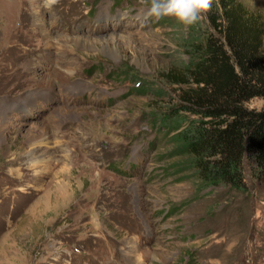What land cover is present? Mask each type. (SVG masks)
<instances>
[{"label":"rangeland","instance_id":"rangeland-1","mask_svg":"<svg viewBox=\"0 0 264 264\" xmlns=\"http://www.w3.org/2000/svg\"><path fill=\"white\" fill-rule=\"evenodd\" d=\"M2 1L0 264H264V180L204 186L152 116L178 100L187 28L150 0Z\"/></svg>","mask_w":264,"mask_h":264},{"label":"trees","instance_id":"trees-1","mask_svg":"<svg viewBox=\"0 0 264 264\" xmlns=\"http://www.w3.org/2000/svg\"><path fill=\"white\" fill-rule=\"evenodd\" d=\"M212 7L219 17L209 14L204 25L187 28L181 69L166 75L183 86L178 100L152 116L204 186L245 191V165L253 179L264 180V18L236 0ZM138 86L163 94L151 81ZM253 97L262 99L259 109L245 105Z\"/></svg>","mask_w":264,"mask_h":264},{"label":"clouds","instance_id":"clouds-1","mask_svg":"<svg viewBox=\"0 0 264 264\" xmlns=\"http://www.w3.org/2000/svg\"><path fill=\"white\" fill-rule=\"evenodd\" d=\"M212 4L213 0H150L144 18L158 20L171 16L188 28L202 19L211 10Z\"/></svg>","mask_w":264,"mask_h":264},{"label":"bare ground","instance_id":"bare-ground-1","mask_svg":"<svg viewBox=\"0 0 264 264\" xmlns=\"http://www.w3.org/2000/svg\"><path fill=\"white\" fill-rule=\"evenodd\" d=\"M30 1H31V3H32L33 7H34L35 16L39 14V12L41 11V8L42 7L50 8L52 6V4H53V0H44L42 4H40L38 2L39 0H30ZM4 5H5V3L2 0H0V10H3L4 9V7H5ZM36 20H37V25H40V26L43 27V24L42 23H38V21H39V18L38 17H36ZM44 32L46 33V35L43 34V35H45V38H46V44L47 43L50 44L49 36L47 35L48 31H46V29H45ZM33 142H34L35 145H33L31 148H29L28 157H29V161L31 162V164L34 165V163L38 162L41 159L40 158L41 157V153H37L39 147L40 146L42 147L43 145L45 146V145H47V143L44 142V141H41V140L40 141H36L35 140ZM38 145H39V147H38ZM131 246H134V243Z\"/></svg>","mask_w":264,"mask_h":264}]
</instances>
